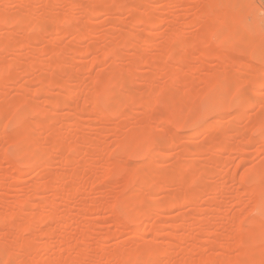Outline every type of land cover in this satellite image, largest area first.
Returning a JSON list of instances; mask_svg holds the SVG:
<instances>
[{
  "label": "rangeland",
  "instance_id": "obj_1",
  "mask_svg": "<svg viewBox=\"0 0 264 264\" xmlns=\"http://www.w3.org/2000/svg\"><path fill=\"white\" fill-rule=\"evenodd\" d=\"M208 1L0 0V264H264V0Z\"/></svg>",
  "mask_w": 264,
  "mask_h": 264
},
{
  "label": "bare ground",
  "instance_id": "obj_2",
  "mask_svg": "<svg viewBox=\"0 0 264 264\" xmlns=\"http://www.w3.org/2000/svg\"><path fill=\"white\" fill-rule=\"evenodd\" d=\"M217 2H218V0L216 1V3ZM212 5H213V0H209L208 3L206 4V6H208V9L206 8L205 13H204L206 16H211V15L213 16V17L211 16V22L209 24L208 29L211 32L217 30V28L221 29V32L224 34L223 38L222 37L221 38L224 40V42H226L227 36L225 35V31L229 30L231 28L230 20H233L237 17V12H235V11H222L220 9V7L222 6V3H221L220 6L218 5V9L214 13H211L210 6H212ZM246 54H248L251 57L254 56L252 54L251 47L248 46L245 49L242 48V49L237 50V55H246Z\"/></svg>",
  "mask_w": 264,
  "mask_h": 264
}]
</instances>
